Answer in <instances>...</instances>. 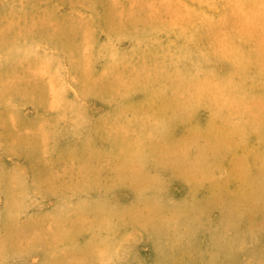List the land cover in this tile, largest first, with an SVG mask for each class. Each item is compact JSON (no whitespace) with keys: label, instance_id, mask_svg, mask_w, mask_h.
<instances>
[{"label":"rangeland","instance_id":"374dc122","mask_svg":"<svg viewBox=\"0 0 264 264\" xmlns=\"http://www.w3.org/2000/svg\"><path fill=\"white\" fill-rule=\"evenodd\" d=\"M263 159L264 0H0V264H264Z\"/></svg>","mask_w":264,"mask_h":264},{"label":"bare ground","instance_id":"6f19581e","mask_svg":"<svg viewBox=\"0 0 264 264\" xmlns=\"http://www.w3.org/2000/svg\"><path fill=\"white\" fill-rule=\"evenodd\" d=\"M262 161L264 163V159ZM256 181H257L258 187H259L260 192H261L260 197L258 199L259 200L258 202H260V201H263L264 200V190H263V187L262 186L260 187L261 183L264 182V180L263 181L256 180Z\"/></svg>","mask_w":264,"mask_h":264}]
</instances>
